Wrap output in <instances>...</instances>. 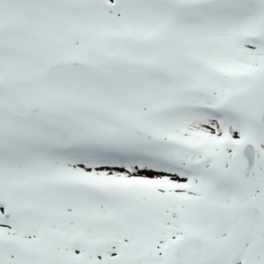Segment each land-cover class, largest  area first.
<instances>
[{"label": "snow or ice", "instance_id": "obj_1", "mask_svg": "<svg viewBox=\"0 0 264 264\" xmlns=\"http://www.w3.org/2000/svg\"><path fill=\"white\" fill-rule=\"evenodd\" d=\"M0 264H264V0H0Z\"/></svg>", "mask_w": 264, "mask_h": 264}]
</instances>
